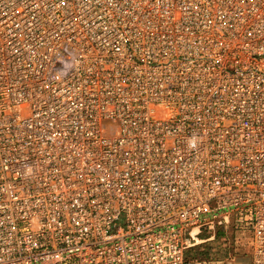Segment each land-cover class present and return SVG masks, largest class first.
Masks as SVG:
<instances>
[{
	"label": "built area",
	"instance_id": "2783aa9c",
	"mask_svg": "<svg viewBox=\"0 0 264 264\" xmlns=\"http://www.w3.org/2000/svg\"><path fill=\"white\" fill-rule=\"evenodd\" d=\"M215 227L264 264V0H0V264H192Z\"/></svg>",
	"mask_w": 264,
	"mask_h": 264
},
{
	"label": "trees",
	"instance_id": "16d2710c",
	"mask_svg": "<svg viewBox=\"0 0 264 264\" xmlns=\"http://www.w3.org/2000/svg\"><path fill=\"white\" fill-rule=\"evenodd\" d=\"M223 232L224 230L220 227H215L213 230L203 228L200 231L199 238L204 239V241L186 249V260H214L226 257L228 252ZM211 235H213V238L210 239Z\"/></svg>",
	"mask_w": 264,
	"mask_h": 264
},
{
	"label": "rangeland",
	"instance_id": "374dc122",
	"mask_svg": "<svg viewBox=\"0 0 264 264\" xmlns=\"http://www.w3.org/2000/svg\"><path fill=\"white\" fill-rule=\"evenodd\" d=\"M109 125H114L108 122ZM224 238L226 240L227 256L224 258H217L214 260H207L209 263L215 264H249V239L248 236L242 232L224 231ZM193 261V260H191Z\"/></svg>",
	"mask_w": 264,
	"mask_h": 264
},
{
	"label": "crops",
	"instance_id": "0c3cea01",
	"mask_svg": "<svg viewBox=\"0 0 264 264\" xmlns=\"http://www.w3.org/2000/svg\"><path fill=\"white\" fill-rule=\"evenodd\" d=\"M229 231H234V232H240V231H237V230H234L233 228H229L228 229ZM243 233V232H242ZM244 234H246L247 235V233H244ZM211 238H213V235H211V237H210V239ZM249 239V238H248ZM203 241H204V239H202ZM202 241V242H203ZM201 243V242H200ZM248 253H249V264H250V260H251V246H250V242H249V251H248ZM212 264V263H209V261H207V260H198V259H195V260H193V263L192 264ZM215 264H219V263H215Z\"/></svg>",
	"mask_w": 264,
	"mask_h": 264
}]
</instances>
